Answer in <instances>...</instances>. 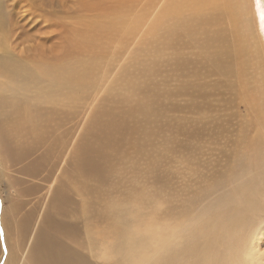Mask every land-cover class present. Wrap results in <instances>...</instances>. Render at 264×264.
Returning <instances> with one entry per match:
<instances>
[{
  "label": "bare ground",
  "instance_id": "bare-ground-1",
  "mask_svg": "<svg viewBox=\"0 0 264 264\" xmlns=\"http://www.w3.org/2000/svg\"><path fill=\"white\" fill-rule=\"evenodd\" d=\"M93 1L91 0L90 2L89 0L88 3L86 2L87 8L91 6L90 3ZM156 1L152 0L153 3H156ZM164 4H167V8L173 10L172 12L169 11L171 13L168 12V15L167 12H165L166 14L163 13L167 19L168 16H171L170 14L180 16L183 13V16H189L187 19L194 14H198L193 16L194 19L197 16L199 18L203 17L201 19H204L206 15L228 17V20L226 18L224 20L226 21L225 24L227 25L229 23L230 25H234L233 27L231 25L233 30H230L229 34L232 31L233 34L231 35L234 37L233 40L240 38L241 45L242 42L248 45L247 56L253 60L257 56L255 62H258L256 64L254 63L256 69L253 67L252 70L254 69L256 70L255 72L260 71L262 75L264 74V39L254 10L253 0H166ZM219 4L222 9H218L217 6ZM46 5L48 6L49 4L46 3ZM98 5L95 3V9ZM165 5L163 6L167 9ZM49 6L51 7L52 5ZM101 7L99 6V8ZM0 9H2L1 5ZM92 9L91 6L89 11L92 12ZM99 10L98 12L101 13L102 11ZM103 11L106 12L105 10ZM95 12L94 15L97 14V11ZM101 15H103V12ZM105 15L107 14L105 13ZM163 15L161 14V16ZM93 17L92 20L94 19ZM163 19L165 20V18ZM36 20H39V18L37 17ZM199 20L198 22H202ZM193 21L191 22L195 24L196 21L197 23V19ZM105 23L103 21L101 24H105L104 27H106L108 23L107 21ZM220 23L215 26L221 28ZM84 24L87 25L86 29H88L89 24ZM107 26L105 29L109 30V24ZM223 26H225L224 23ZM172 27L171 29H173ZM97 28L95 29L97 30ZM119 28L122 27L120 26ZM56 29H54V32H51V30L48 31L51 35L47 32L48 36L46 33L41 34L45 37L41 36L38 41V47L35 45L32 48L30 43L21 50V54L24 52L30 53L34 50L36 52L35 59L40 54V62L33 63L36 60L28 64L19 59L5 56L4 66H0V75L4 78L0 82V165L5 173L12 171V168L18 166L17 170L20 174H23V177L12 181L14 183L12 187L14 190L12 191L11 189L10 207H4L3 214L0 215V253L1 244L7 249L8 253V256L1 258V260L5 262L4 264H90L88 253L95 252V248H98L105 252L110 251L113 253V261L105 260L101 264H115L122 258L126 225L123 222L124 215L122 211L115 210V208L111 207V203L103 197L119 194L124 195L127 201L131 202H146L150 198L151 195L141 196L138 194L136 188L130 189V185H125L129 181L126 176L131 171H156L158 167L157 162L154 161V155L164 151L161 147L162 151L159 152L160 147L156 145L158 144L157 142L162 141L160 139L163 138L161 136H163L165 129L169 130L172 128L173 119H167L161 115L163 104L160 98L162 96L157 95L159 94L158 91L155 90L156 92L153 91L152 94L151 91L145 88L134 95L130 94L128 98L116 96L114 100H110L108 106L105 107L103 104L99 106V116L97 118H90V111L95 117L94 107L98 106L100 102L96 94L93 96L95 88L92 87L95 85V82L92 81L90 75L76 71V62L74 60L77 59L70 60V57L75 56L74 54L77 53V48H75L76 46L70 48V43H68L69 45L64 43L62 39L63 32L60 31V35ZM84 30L81 29V31ZM222 30L224 31L225 29ZM227 30H229V27L225 31ZM88 31L86 30V33ZM90 31L89 33L93 30ZM98 31L101 32L102 30L98 29ZM116 31L119 33L118 30ZM120 31L122 32V30ZM100 32H96L97 34H95L99 36ZM179 32L178 35H182L180 30ZM109 33V36L113 37L111 31ZM206 33L208 32L206 31ZM209 33L211 35L210 31ZM101 36L103 38L107 37L106 34L105 37L103 35ZM196 37L194 36V39ZM210 37H213V35ZM229 37L231 38V36ZM99 38L101 41V37ZM48 40L52 41H49L51 44H47ZM84 41L83 43H90V41ZM96 41L94 40L93 42L95 43ZM100 41L98 43H101ZM106 41H110L107 42L109 44L113 40L109 39ZM104 42L102 41L103 46L105 45ZM230 42L233 46H231L233 56L227 47V54L217 53L213 58L215 59L214 64L212 63L209 69L201 73L193 70V73L196 75L204 74L207 79L212 76L216 77L218 81L216 83L218 84H213L215 86H223L228 83L226 80L230 74V68L227 65L228 62H226L228 56L230 58L236 57V59L238 56L240 61H246L245 57H243V55L245 56V52L241 49L242 46L238 45L239 42L238 44H236L237 41L233 42V44L232 40ZM180 43L185 42L182 41ZM90 44H86L88 48L83 44L86 48L85 50H90ZM94 47H91L92 52L98 49L97 45ZM204 47H193L191 50L195 52V54L190 56L195 58H192L194 63L197 58L196 52L207 49ZM105 49L102 50L100 48V55H105V53H102ZM96 54H93V58L95 56L99 57ZM219 54H222V56ZM93 58L91 55L86 59ZM186 58L189 57H185V61ZM201 58L199 55L198 59L200 60ZM62 59H65L67 62L69 61V66L66 65L67 71L65 73H61L58 70V67L63 64H60ZM175 61L178 62V59L175 58ZM181 61H183V58ZM199 62L197 63L199 64ZM174 63L172 62L173 68L177 65V63L175 65ZM109 66H106L104 70L108 71L109 68L108 70L106 68ZM202 66L204 68V64ZM243 67L245 68L244 70L251 71V69L246 68L242 64V69ZM117 69L115 73L117 71L119 72ZM174 70L178 72V69ZM198 70L201 71L200 69ZM236 70L240 72L241 69L236 68ZM181 71L179 72L181 73ZM238 71L237 73H239ZM108 72L111 73V71ZM122 73L118 75H122ZM184 73L189 76V72ZM193 73V77H197ZM241 73L239 74L241 75ZM253 74L252 72V76ZM186 75L183 76L187 77ZM202 75L199 78L200 80L203 77ZM244 76H246L245 73ZM121 77L123 79V76ZM124 79L121 83L122 86L126 90L134 93V89L137 87L136 81L131 78L129 81L127 79V82L125 79L126 83ZM160 82L164 83L165 81ZM206 84L208 83L206 82ZM164 85H167V83ZM226 85L228 86V84ZM218 86L216 87L217 89H219ZM230 86L220 88L228 89ZM239 87L237 88L240 89ZM190 88L191 90L188 94L202 100L201 91L196 90L194 87ZM203 98L206 100L207 93L204 92ZM120 103L125 104L126 108L120 110L118 108L121 105ZM203 104L205 105V103ZM201 109L202 105L196 104L195 102L189 107V111H193L192 113L196 115ZM82 111H85V113L88 112L89 115L83 124L84 127L73 138L75 131L69 125ZM132 119H135V121L133 122ZM164 123L168 125L164 129H160L162 135L159 139L157 136L158 133L156 132H159V126ZM188 129V133L192 136L203 135L205 132L204 129H193L192 124ZM168 134L170 133L168 132ZM165 135L167 134L165 133ZM169 140L171 139L166 141ZM164 143L167 142L163 141L162 145ZM191 150L195 152L198 148L194 147ZM164 152L168 151L166 150ZM163 155L160 157L162 158ZM65 158H67V163L65 162L66 164L61 168L65 171H57L62 159ZM47 165L50 166L48 171H42ZM114 171H121V174H115ZM9 177V174H7L6 178ZM16 186L18 187L15 188ZM203 187L206 191L207 200L204 211L192 220H189V214L187 212L185 215L187 223L183 227L180 241H174L168 245L167 252L152 260L149 264H264V258L260 254L258 242L262 231H264V171H232L229 176H222L217 174V172H206L203 178ZM99 190H102L103 193ZM33 195H36V202L29 205L27 197ZM196 199H193L188 205L192 204ZM13 225L15 226L14 228ZM99 228L102 231H99ZM9 231L14 235L15 242H12L14 245L9 238ZM176 233L178 234L177 231ZM13 249L17 254V258L14 256L16 259H13L12 256L11 250Z\"/></svg>",
  "mask_w": 264,
  "mask_h": 264
},
{
  "label": "rangeland",
  "instance_id": "rangeland-1",
  "mask_svg": "<svg viewBox=\"0 0 264 264\" xmlns=\"http://www.w3.org/2000/svg\"><path fill=\"white\" fill-rule=\"evenodd\" d=\"M44 1L45 0H0L2 8L0 9V26H2L0 31V66H4L5 56L19 59L28 64L36 60L37 61L33 63L40 62V54L37 55V58L35 59L36 52L34 50L30 53L24 52L22 54L21 50L24 46H28L30 43L32 48H34L35 45L38 47V41L41 36H44L41 34H45L46 32L49 33L48 31L50 30L51 32H54V29L58 28L56 31L59 33L60 31L63 32V42L67 44L70 43V45L68 44L70 48H74L75 46V48H77V53L74 54L75 56L70 57V60H73L74 58L77 59L74 60V62H76V71L78 73L84 72L90 75L92 77V81L95 82V85L92 87L95 88L93 96L96 94V97L100 100V102L98 103V106L94 107L95 117L93 113L88 110L91 113L90 118H97L99 116V106L102 104L105 107L108 106L110 100H114L116 96L128 98L130 94L134 95L141 89L145 88L148 91H151L152 94L153 91H158L159 94L157 95L162 96L160 97L163 104L161 115L167 119H173L172 128L169 130L165 129L163 136H161L162 132H160V129H164L168 124L164 123L160 125L158 128L159 132H156L158 133L157 136L159 139L163 137L160 139L162 141L157 142L158 144L162 145L163 141L167 142L162 146H158L156 143V146L160 147L159 152L162 151V148L164 151H168H162L158 153L159 155H154V161L157 162L158 167L156 168V171H131L126 176L129 181L126 182L125 185H130V189L136 188L138 190V194L141 196L151 195L150 198L146 202H131L127 201L124 195L119 194L110 196L107 195L103 197L106 201L111 203V207L115 208V210L122 211L124 215L123 222L124 225H126V233L123 239L124 247L122 258L115 264H149L152 260L164 255L167 252L168 245L174 241H180L183 227L187 223V219L185 218L187 212L189 214V220H192L204 211L207 200L206 191L203 187V178L206 172H217L219 175L229 176L232 171H264V74L262 75L260 71L255 72L256 70H254L256 69L255 64L258 63L255 62L257 56L256 58L254 57V60L249 58L246 53L248 45L244 42H242L241 45L240 38L233 40L234 37L231 35L233 34L232 31L229 34V31L233 30V24H231V27V25L227 23V25H229V30H227L228 32L225 31L228 27L225 24L226 21L224 20H228V17H225V19L224 16L221 17L218 15V17L217 15H206L204 16V19H201L203 17L199 18L197 16V18L195 17V19H197V23L195 21V24L192 23L194 22L193 20H195L193 16L198 14H194L192 17L190 16L188 19L187 17L189 16H183L184 13H181L182 15L179 14L180 16H173V14H170L171 16H168L167 19V17L164 16L166 14L165 12H167L168 15V12H172L173 10H170L167 8V4H164L166 0H157L156 3H153L152 0H99V2L98 0H94L96 2L93 1V4L90 3L93 8L92 12L89 11L91 6H88L87 8L89 0H46L47 2H45L47 4L52 5L51 7L49 5L47 6ZM95 3L97 5L99 4L96 9ZM253 3L256 17L260 25L261 34L264 39V21L262 23L260 17L261 12L264 11V0H261L259 6H257L256 0H253ZM80 5H82L81 7L83 8H81ZM163 5H165L168 11H166L167 9H165ZM219 5L217 6L218 9H222L221 5ZM99 6L102 7L99 8ZM162 8L164 9L162 10ZM99 9L103 12V15H101L102 12H98ZM95 11H97V17L94 15V13H96ZM105 13L107 15L104 16ZM163 13L165 14L163 15ZM161 14L163 16H161ZM37 17L39 20H36ZM92 17L94 18L93 20ZM101 18L104 23L107 21L110 29L115 26L111 30L109 29L113 37L109 36L110 31L105 29L108 27V24L106 27H104L106 23L104 25L101 24L103 23ZM163 18H165V20ZM173 19H177L175 22L179 24L177 25L175 22H172L174 21ZM198 19L202 22H198ZM218 19L219 22H221V28H219V26H217L218 28L215 26L219 23ZM34 20L38 22L36 23ZM159 20L161 21L159 22ZM222 22L225 26H223ZM84 23L89 24L88 29H86L87 25ZM99 23L100 25H98ZM199 24H201V26H199ZM118 25L122 28H119L120 26ZM171 26H173V29H171ZM96 27H98L97 30L95 29ZM81 29L84 31H81ZM89 29L91 31L93 30L92 32L94 33L92 34ZM98 29H101L102 31L100 32ZM222 29L225 30L223 31ZM86 30H89L91 33H89V31L86 33ZM116 30H118L119 33H117ZM120 30H122V32ZM179 30L182 35L185 34V37H182L181 34L178 35ZM205 30L208 33H206ZM209 31L213 37H210L211 35ZM96 32H100L99 36L96 35ZM102 32L104 33L102 34ZM212 32L216 34H212ZM47 33L46 35L48 36ZM105 34L107 39L101 36L103 35L105 37ZM49 35H51V33H49ZM87 35L91 36H88V38ZM193 35L195 37L198 35V37L194 39ZM187 36L191 37L189 38ZM229 36H231V38ZM99 37H101V41L99 40ZM108 38L113 40L109 44L107 42L110 41H106L109 40ZM84 40H87V42L90 41L91 44L88 42L90 44V50H85L88 48V46L86 47V44H89L83 43ZM94 40H98L95 42L97 44L93 42ZM181 40L185 42L186 45L185 43H180L182 42ZM231 40L232 44L235 41H237L236 44L239 42L238 45L242 46L241 49L245 52V56L243 55V57H245L246 61L248 60V62L245 60L240 61L238 56L237 59L236 57L230 58V56H228V59L226 60V62H228L227 65L230 68V74L226 78L228 83L226 84H228V86L234 85L235 87L230 86V88L226 89L228 86L225 84L223 86L226 88L222 89L220 88L223 87L221 85H213L218 84L216 83L217 78L214 76L208 77L207 79L204 74H201L206 78V80L203 77H201L200 80L199 78L201 75H196L193 73V70H197L201 73L204 72V70L209 69L210 65L215 60L213 59L214 56L217 53H226L227 47L228 51H230L233 56V46L231 45ZM49 41L52 42L51 40H48L47 44H51ZM99 41L101 43H98ZM102 41H105L104 46ZM92 45H97L98 49L96 50L99 51V53H97L99 57L95 56V58H93V54H96L98 51H96L94 49L96 47ZM199 46L201 48L205 46L208 51L207 49H203L199 52L197 51V58L194 63V60L192 59L194 57L190 56L195 54V52H192L191 50L193 47L200 48ZM91 47H94L93 50L95 51L92 52ZM100 48L102 50L106 48L102 52L103 54L105 53V55H100ZM91 55L93 59H86ZM199 55L202 57V60L198 59ZM219 55L222 56V54ZM174 57L178 59V62L175 61ZM185 57L189 58H186L185 61ZM182 58L183 61H181ZM187 60L189 61L187 62ZM61 61L60 64H63L58 67V70L61 73H65L67 71L66 67L69 66V61L67 62L65 59H62ZM190 61L192 64L189 63ZM198 61H200L199 64L197 63ZM250 61H252V63H250ZM172 62L177 63V65L174 66L175 68H173ZM176 63H174V65ZM108 64L112 65L109 66ZM202 64H204L205 69ZM242 64L245 65L246 68L251 69V71L247 69V71L244 70V67L242 69ZM105 65L109 66L106 69L108 70L109 68L108 71H111V73L104 70L106 67ZM253 67L254 69L252 70ZM236 68L241 69L240 72L236 70ZM116 69L119 70V72L117 71V73H115ZM174 69H178V72ZM181 70L187 73L189 72V76H187L184 72L182 73ZM125 71L128 73L126 74ZM179 71H181V73ZM237 71L239 73L242 72L243 75L242 73L240 75ZM252 72L254 73V78L252 76ZM119 73H122V75H118ZM192 73L197 77H193ZM244 73L246 76H244ZM125 74L128 78H125ZM183 75H186L188 78ZM191 75L192 77H190ZM121 76H123V79L125 78L126 81L127 79L129 81L131 78L136 81L137 87L134 89V93L130 90H126L122 86L121 83L123 79ZM247 76L249 77L247 78ZM189 79L191 80L189 81ZM3 80V76L0 75V82ZM105 81L106 83L104 84ZM160 81L165 82L161 83ZM203 81L204 83H202ZM206 82L208 84H206ZM166 83L167 85H164ZM178 86L180 87L178 88ZM217 86L219 89L216 88ZM186 87H188V89H186ZM190 87H194L196 90L201 91L202 100L188 94L191 90ZM204 92L207 93L206 100L203 98ZM191 102L192 104L195 102L196 104L202 105V109H205H201L198 112L201 116L198 114L197 116L195 113H192L193 111H189V107L192 105ZM203 103H205L207 108ZM120 104L121 105L118 106L120 110L126 108L125 104ZM88 115V112L85 113V111H82L69 125L70 127H73L75 131L73 138H75L76 135H78V131L84 127L83 124L85 123ZM132 121L134 122L135 119H132ZM191 124L193 129H204V134L194 136L190 135L188 133V128ZM165 133L167 135H165ZM164 136L168 137L164 138ZM168 139L171 140L166 141ZM167 144L169 145L166 146ZM191 144L198 148V150L192 152L191 148L194 147H192L193 145ZM168 147L169 149H167ZM162 155L163 157L161 158L160 156ZM66 160L67 158L62 159L60 167L57 171H65L61 168L67 163ZM49 168L50 166L47 165L42 169V171H48ZM17 169L18 166L12 168V171H7V173H5L0 165V215L3 214L4 207H10L9 200L11 199V189L12 191L14 190L12 188L14 186L12 181L23 177V174H20ZM114 173L121 174V171H114ZM7 174H9V178H6ZM5 180L6 182H4ZM99 191L103 193L102 190ZM195 198L197 199L192 204L188 205ZM27 199L29 201L28 204L32 205L36 202V195L29 196ZM14 227L15 226L13 225V228ZM99 231H102V229L99 228ZM9 238L11 243L15 242L14 235L10 231ZM1 241L3 240L1 239ZM258 242L260 254L264 258V231H262ZM5 246H7V244H5ZM11 252L13 259H16V251L13 249ZM7 256V249L3 247V244H1L0 264L5 263L2 262L1 258H6ZM88 259L90 264H101L105 260L113 261V253L95 248V252L88 253Z\"/></svg>",
  "mask_w": 264,
  "mask_h": 264
},
{
  "label": "snow or ice",
  "instance_id": "snow-or-ice-1",
  "mask_svg": "<svg viewBox=\"0 0 264 264\" xmlns=\"http://www.w3.org/2000/svg\"><path fill=\"white\" fill-rule=\"evenodd\" d=\"M260 3H261V0H256L257 6H259ZM260 17H261V20L264 21V11L261 12Z\"/></svg>",
  "mask_w": 264,
  "mask_h": 264
}]
</instances>
